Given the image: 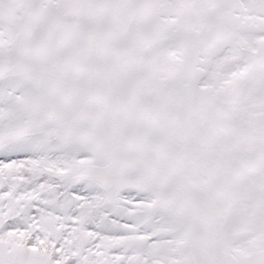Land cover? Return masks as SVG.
<instances>
[{"label":"snow or ice","instance_id":"1","mask_svg":"<svg viewBox=\"0 0 264 264\" xmlns=\"http://www.w3.org/2000/svg\"><path fill=\"white\" fill-rule=\"evenodd\" d=\"M0 264H264V0H0Z\"/></svg>","mask_w":264,"mask_h":264}]
</instances>
